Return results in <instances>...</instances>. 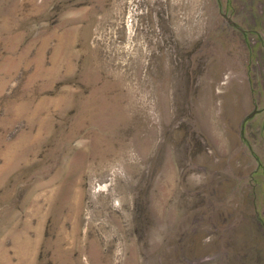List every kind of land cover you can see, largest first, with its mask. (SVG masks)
Returning a JSON list of instances; mask_svg holds the SVG:
<instances>
[{
	"label": "rangeland",
	"instance_id": "1",
	"mask_svg": "<svg viewBox=\"0 0 264 264\" xmlns=\"http://www.w3.org/2000/svg\"><path fill=\"white\" fill-rule=\"evenodd\" d=\"M0 264H264V0H0Z\"/></svg>",
	"mask_w": 264,
	"mask_h": 264
}]
</instances>
